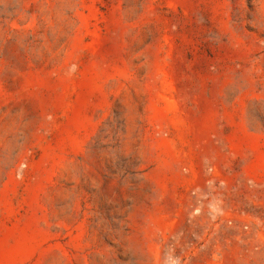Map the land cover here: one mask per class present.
<instances>
[{
	"label": "rangeland",
	"instance_id": "1",
	"mask_svg": "<svg viewBox=\"0 0 264 264\" xmlns=\"http://www.w3.org/2000/svg\"><path fill=\"white\" fill-rule=\"evenodd\" d=\"M0 264H264V0H0Z\"/></svg>",
	"mask_w": 264,
	"mask_h": 264
}]
</instances>
